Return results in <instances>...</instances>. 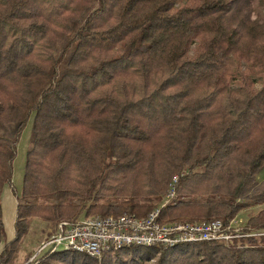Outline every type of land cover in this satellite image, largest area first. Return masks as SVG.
I'll list each match as a JSON object with an SVG mask.
<instances>
[{
    "label": "trees",
    "instance_id": "16d2710c",
    "mask_svg": "<svg viewBox=\"0 0 264 264\" xmlns=\"http://www.w3.org/2000/svg\"><path fill=\"white\" fill-rule=\"evenodd\" d=\"M31 136L14 237L33 219L144 216L264 231V0H0V195ZM247 228V229H248ZM23 264H264V234L169 248H71Z\"/></svg>",
    "mask_w": 264,
    "mask_h": 264
},
{
    "label": "built area",
    "instance_id": "2783aa9c",
    "mask_svg": "<svg viewBox=\"0 0 264 264\" xmlns=\"http://www.w3.org/2000/svg\"><path fill=\"white\" fill-rule=\"evenodd\" d=\"M173 176L158 206L144 216L126 213L118 216H86L60 220L54 233L43 241L33 257L53 252L61 247L100 257L107 251L126 246H154L169 248L188 242H230L238 238L239 227L222 219L165 221L161 207L175 196ZM260 234H264V231Z\"/></svg>",
    "mask_w": 264,
    "mask_h": 264
},
{
    "label": "rangeland",
    "instance_id": "374dc122",
    "mask_svg": "<svg viewBox=\"0 0 264 264\" xmlns=\"http://www.w3.org/2000/svg\"><path fill=\"white\" fill-rule=\"evenodd\" d=\"M31 136V119H29L23 126L21 133L16 142L15 156L12 161V178L2 190L0 195L1 203V216L4 223V239L5 241L11 240L14 235V222L16 217V204L17 197L20 196L23 185L24 166L29 147ZM258 177L264 178V168L260 171ZM260 207L256 206L253 209L241 211L236 217L228 220L231 226L239 227L238 238H247L250 236H260L263 230H253L245 227L246 220L254 214ZM54 224L33 219L30 223L28 232L23 236L19 243L16 264H23L27 255H30L29 261H32L34 253H36L39 245L46 240L52 233H54ZM248 228V229H247ZM183 244V243H180ZM43 254V253H41ZM39 254V255H41ZM38 255V256H39Z\"/></svg>",
    "mask_w": 264,
    "mask_h": 264
}]
</instances>
